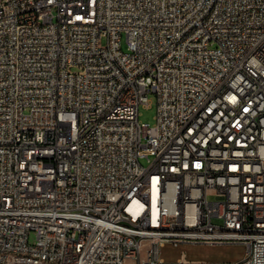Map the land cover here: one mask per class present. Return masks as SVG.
<instances>
[{"label":"built area","instance_id":"obj_1","mask_svg":"<svg viewBox=\"0 0 264 264\" xmlns=\"http://www.w3.org/2000/svg\"><path fill=\"white\" fill-rule=\"evenodd\" d=\"M165 242L264 264V0H0V264Z\"/></svg>","mask_w":264,"mask_h":264},{"label":"rangeland","instance_id":"obj_2","mask_svg":"<svg viewBox=\"0 0 264 264\" xmlns=\"http://www.w3.org/2000/svg\"><path fill=\"white\" fill-rule=\"evenodd\" d=\"M102 44H106V38L102 39ZM123 47L126 49L125 37L123 38ZM148 106L141 105L139 119L142 122H148L154 125L157 113V97L151 92L148 95ZM153 160V156H150ZM142 164L148 165V158L141 159ZM35 233H31V240ZM247 245L243 243H204V242H165L160 247L159 260L162 263H176L179 260L189 262H218L221 264H235L242 260L247 253ZM145 256V253H142Z\"/></svg>","mask_w":264,"mask_h":264}]
</instances>
